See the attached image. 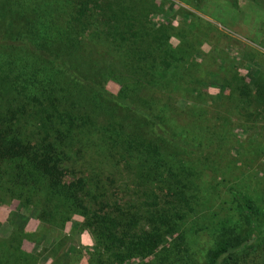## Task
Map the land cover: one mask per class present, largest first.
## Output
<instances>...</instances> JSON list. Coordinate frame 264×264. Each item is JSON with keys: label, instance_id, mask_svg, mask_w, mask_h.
I'll return each instance as SVG.
<instances>
[{"label": "trees", "instance_id": "trees-1", "mask_svg": "<svg viewBox=\"0 0 264 264\" xmlns=\"http://www.w3.org/2000/svg\"><path fill=\"white\" fill-rule=\"evenodd\" d=\"M159 5L0 0V206L18 202L44 230L87 231L88 264H264V197L230 188L217 201L189 173L185 158L219 140L181 123L189 109L178 90L201 82V49L171 42L173 28L153 19ZM229 78L221 89L234 110L252 92L264 106V86ZM12 222L0 264H37Z\"/></svg>", "mask_w": 264, "mask_h": 264}, {"label": "rangeland", "instance_id": "rangeland-1", "mask_svg": "<svg viewBox=\"0 0 264 264\" xmlns=\"http://www.w3.org/2000/svg\"><path fill=\"white\" fill-rule=\"evenodd\" d=\"M158 1L163 5L153 19L173 28L171 42L177 44L185 36V41L201 49L195 53L201 70L198 75H203L201 82L178 90L187 101L179 100V104H187L189 109L181 123L188 124L187 132L198 124L219 140L185 158L190 175L198 181L203 175L217 201H228L230 188L257 191L264 197V106L258 105L252 92L234 110L231 99H227L230 87L221 89L232 73L245 79L248 91L264 86V12L251 0H239L237 8L224 0ZM105 86L111 93L119 91L111 81ZM197 89L203 96H196ZM215 101L220 105H214ZM25 214L16 201L0 206V236H7L8 222L13 221L21 225L27 237L21 243L22 251L33 255L37 264H88L94 242L87 231L72 223L63 230H44L41 222ZM76 220L82 222L80 217ZM33 232L42 237L27 236ZM210 240L209 234H202L196 248L206 250Z\"/></svg>", "mask_w": 264, "mask_h": 264}]
</instances>
